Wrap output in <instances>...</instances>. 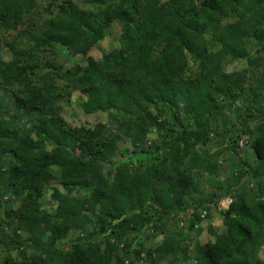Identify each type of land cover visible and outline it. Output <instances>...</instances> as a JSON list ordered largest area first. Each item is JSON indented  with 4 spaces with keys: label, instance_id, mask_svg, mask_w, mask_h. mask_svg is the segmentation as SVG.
Masks as SVG:
<instances>
[{
    "label": "trees",
    "instance_id": "obj_1",
    "mask_svg": "<svg viewBox=\"0 0 264 264\" xmlns=\"http://www.w3.org/2000/svg\"><path fill=\"white\" fill-rule=\"evenodd\" d=\"M84 3L0 0V49L10 56L0 60V208L5 194L20 201L0 218L2 264H49L69 230L84 239L57 264H136L130 258L142 252L147 264H264V0ZM114 26L118 47L95 61L90 52ZM69 56L84 65L63 71ZM233 62L249 71L226 72ZM74 92L85 115L105 113L111 127L69 126L59 104ZM236 105L244 116L232 131L226 113ZM243 136L250 144L241 159ZM122 141L131 151L117 155ZM225 152L235 174L219 183ZM54 169L64 194L53 190L49 216L40 199ZM204 180L217 181L213 193ZM224 199L221 230L200 244L201 222ZM179 215L195 235L191 250L178 230L143 248L155 239L145 229L155 234ZM26 245L43 255H8Z\"/></svg>",
    "mask_w": 264,
    "mask_h": 264
},
{
    "label": "rangeland",
    "instance_id": "obj_2",
    "mask_svg": "<svg viewBox=\"0 0 264 264\" xmlns=\"http://www.w3.org/2000/svg\"><path fill=\"white\" fill-rule=\"evenodd\" d=\"M60 1L61 0H58V2ZM112 1H116V0H112ZM84 2L85 0H74L75 5L79 9H83V10L88 8V6ZM46 4L47 2L44 3V6H46ZM118 39H119V28L116 26H114L113 28L111 27L108 31V35L102 41L96 44V46L90 52L89 57H91L95 61H100L103 56L109 54L112 50L118 47ZM0 47L4 48L3 42L1 43V41H0ZM9 57L10 56L8 55L6 50L0 49V60H2L3 62H7L9 60ZM62 64H65L63 65V69H62L63 71H65L70 67H74L75 65H78V66L84 65V61L80 57L70 58L69 56L68 59L66 60L64 58V63L62 62ZM225 71L228 73L239 74V73H243L244 71H249V67L244 62H233V63H228V65L225 68ZM2 96L3 95L0 94V97ZM83 99L84 98L79 93L74 92L70 94L69 98H66L64 101H62L59 104L61 105L60 106L61 116L64 119V121L71 127H84V128H90V129L94 128L97 125H104L106 127H111V123L108 119L107 114L105 113H95L92 115H85L82 112L81 107H80V104L82 103ZM226 114H227L226 116L227 117L226 119L227 127L226 128L231 129L233 127L232 131H237V129H239V122L237 121V117L244 116L243 109L241 108L240 105H236L234 107H231L230 111H228ZM257 123H258V120L256 121L253 120V121H250L247 125H249L250 127H254L255 125H257ZM235 139H236L235 137L232 138V141H234ZM148 140L153 141L154 137L151 136L149 137ZM249 144H250V141L247 137L243 136L241 137V139H239L238 148L241 150V153L239 156L241 159L249 155ZM225 146L226 145L223 144V148ZM117 147H118L117 155H119L120 153H125L126 151L127 152L131 151V145L125 141L118 143ZM215 150L216 148L213 147L212 152H214ZM234 159L237 160L238 158L235 157ZM217 163H218V166L220 167L219 170L222 175L221 178L218 179L219 183L225 182L226 178L233 175L232 173L235 174L234 172L235 162L231 160L229 152H225L224 154L220 155V157L217 159ZM58 173H59L58 169H54V174L56 175V179L50 182L49 185H47V187L42 192L41 199H40V207H41L42 213L47 214L49 216L54 215L57 209V202L53 201L52 199L53 190H57L60 194H64V190L60 186V182L57 179ZM203 179H207L206 176H203ZM203 183H204L203 185L204 193L214 192V189L211 186L212 183L214 186L218 185L216 180L214 182H212L211 180H204ZM85 194L86 192L82 191V192L72 194V197H78V198L82 197L83 198ZM1 200H2V206H4L3 203H6L5 206L7 210H3L2 208H0V218H5V215H6L5 213L6 211L8 212V209H10L9 211H11V214H15V212L20 206V201L14 198L13 196H11V194H5L1 198ZM221 202L222 200L219 201L217 206L212 204L211 211L209 213L208 218H205L201 222L200 224L201 232H200V236L198 237V242L200 244H205L212 240L211 235H209V230L212 229L216 233H218L221 230V217L218 214V211H219L218 208H221L220 206ZM12 217L13 215H11V218ZM13 223L14 224L12 228L16 227V229L15 228L14 229L16 230L18 234L16 220H14ZM161 225H164V226L163 227L161 226L162 229L155 234H152V231L150 228L145 229V234H151L155 236L154 240L149 239V238L145 240V243L143 246L145 250L154 248V245H157L162 241L164 235L168 233L173 234L175 230L181 231L184 235H187L188 237L187 242L190 244L189 249L191 250L193 248L195 235L194 233L187 232L186 221L182 215L174 217L170 222H166L163 220ZM90 228H91L90 225L87 226L86 231H90L91 230ZM11 230L12 229L4 230L5 232L4 234L11 236L12 234ZM19 235L21 236L22 239H27V236H25L24 234H19ZM83 239H84V233L77 232L74 230H69L67 234L58 243H56L54 247L56 256H52V253L48 251V255L49 257H51V262L49 261V264H57V262L59 261L55 260V258H59L58 255H65L67 253H70V251L73 250V247L79 245L80 244L79 242H81ZM141 239H144V235L141 236ZM135 247L136 245L132 244L131 248L134 249ZM20 251H23L25 255H27V257L30 259L34 256L43 255V253L41 254L39 250L33 249L32 245L23 246L19 248V250L16 249L15 251L9 252L8 255L12 259H15L16 254H18ZM6 254H7L6 252H2V250L0 249V264L3 263V260L6 257ZM144 256H145V253L142 252L141 255H139L138 259H135L134 256L131 257L130 259L131 261H134V263L136 262V264H147ZM258 256L261 260L264 261V247L260 250Z\"/></svg>",
    "mask_w": 264,
    "mask_h": 264
},
{
    "label": "built area",
    "instance_id": "obj_3",
    "mask_svg": "<svg viewBox=\"0 0 264 264\" xmlns=\"http://www.w3.org/2000/svg\"><path fill=\"white\" fill-rule=\"evenodd\" d=\"M231 203L230 199H224L222 200V202L220 203V206L222 209H226ZM205 213L202 215V218L204 217Z\"/></svg>",
    "mask_w": 264,
    "mask_h": 264
}]
</instances>
